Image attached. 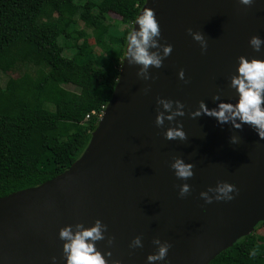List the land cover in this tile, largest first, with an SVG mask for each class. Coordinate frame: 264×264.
<instances>
[{
  "label": "water",
  "instance_id": "water-1",
  "mask_svg": "<svg viewBox=\"0 0 264 264\" xmlns=\"http://www.w3.org/2000/svg\"><path fill=\"white\" fill-rule=\"evenodd\" d=\"M144 7L154 11L158 42L171 44L170 54L160 68H149L148 80L122 57L113 92L79 158L52 179L0 197V264H52L53 256L64 264L58 229L87 227L96 219L107 226L95 246L101 254L111 252L108 264H149L154 238L170 243L169 264H209L264 222V139L248 125L237 130L188 115L201 100L215 107L214 94L235 103L228 85L236 57L264 60V45L257 53L248 44L253 35L264 39V0L249 6L238 0H144L137 15ZM189 28L204 35L203 52ZM180 69L184 80L177 77ZM158 97L181 101L185 114L157 127L156 111H163ZM177 120L186 138L164 139L165 128ZM174 157L193 164L191 178L174 176ZM218 180L235 184L234 198L205 204L199 193ZM181 183L190 185L183 197L177 194ZM134 236L142 246L129 248Z\"/></svg>",
  "mask_w": 264,
  "mask_h": 264
},
{
  "label": "trees",
  "instance_id": "trees-1",
  "mask_svg": "<svg viewBox=\"0 0 264 264\" xmlns=\"http://www.w3.org/2000/svg\"><path fill=\"white\" fill-rule=\"evenodd\" d=\"M143 2L0 0V72L19 71L11 92L0 88V197L52 179L82 154L98 119L90 113L113 92L125 37ZM109 14L119 17L122 31H109ZM89 35H96L98 53L80 43ZM260 228L264 222L209 264H264Z\"/></svg>",
  "mask_w": 264,
  "mask_h": 264
},
{
  "label": "clouds",
  "instance_id": "clouds-1",
  "mask_svg": "<svg viewBox=\"0 0 264 264\" xmlns=\"http://www.w3.org/2000/svg\"><path fill=\"white\" fill-rule=\"evenodd\" d=\"M240 5L249 6L253 0H238ZM132 23L135 25L126 35V47L123 60L129 65H137V76L143 80L150 78L149 68H160L163 59L166 58L171 50V44L159 43L161 36L159 24L155 18L154 11L149 7H144L134 18ZM194 41L199 42L201 51L206 47L204 35L199 31L186 30ZM249 46L253 51L261 52V46L264 45V39L253 35L248 40ZM235 74L229 77V88L235 91V103L221 100L218 94H214L212 99L216 101L215 107L209 108L204 101H198V107L189 112L191 118L201 115L214 118L218 125L229 124L233 129H241L248 125L257 135L258 139H264V60L257 58H246L245 56L236 57ZM177 77L184 80V70L177 72ZM186 82V81H185ZM146 90V89H145ZM157 105L163 111L157 109L154 123L157 127L164 124L167 120L169 125L178 116H183L184 105L179 100L157 98ZM174 105V106H173ZM99 119V118H98ZM97 119V120H98ZM163 137L166 140H184L186 133L183 131L181 123L177 120L176 126L165 128ZM230 143H236L237 137L230 136ZM173 174L180 180H187L193 176V164L185 162L180 157H174L169 165ZM190 191L188 183H181L178 187V196L183 197ZM237 192L234 183L218 180L214 187L209 186L206 191H201L199 196L204 203L215 201H230ZM212 193V195H209ZM204 211V209H201ZM107 226L96 219L90 226L85 227L81 223L74 225H65L58 229V238L62 241L61 252L64 264H108L105 257H110L111 252L105 251L103 254L96 248L95 242L105 239ZM113 238L107 237L106 244L111 245ZM152 243L156 246L155 251L146 256L149 264L152 262H163L169 264L166 259L168 249L171 247L168 241H161L154 238ZM140 236H134L129 248L140 247ZM250 255L257 254L256 249L250 250ZM52 264H55L56 257L50 258ZM111 264H120L117 259L111 260Z\"/></svg>",
  "mask_w": 264,
  "mask_h": 264
},
{
  "label": "rangeland",
  "instance_id": "rangeland-1",
  "mask_svg": "<svg viewBox=\"0 0 264 264\" xmlns=\"http://www.w3.org/2000/svg\"><path fill=\"white\" fill-rule=\"evenodd\" d=\"M79 1H83V0H79ZM109 17H110L109 20L106 21V23L109 26L108 27L109 31L113 32L116 29H118L119 31L120 30L122 31L125 26L120 24L119 17L116 16L115 14H109ZM83 21L84 22L88 21V18L84 16ZM79 27L82 28L83 24L79 23ZM87 32L89 33L90 31L87 30ZM80 43L88 45V46H92L96 53L99 52V48L97 47L98 40H97L96 35H89L88 37L82 39ZM115 48H116V43H111L110 47L105 50L104 53L108 60L113 59L112 50ZM18 77H19V71H16V70H13L8 73L0 72V88L6 90L7 92H11ZM78 86L79 88H82L81 85H78ZM67 89L74 90L72 86H68ZM257 232L258 234H263L264 230L260 228Z\"/></svg>",
  "mask_w": 264,
  "mask_h": 264
},
{
  "label": "built area",
  "instance_id": "built-area-1",
  "mask_svg": "<svg viewBox=\"0 0 264 264\" xmlns=\"http://www.w3.org/2000/svg\"><path fill=\"white\" fill-rule=\"evenodd\" d=\"M103 109H104V107H102V108L98 111V113H96V112H94V111H91L90 115H97V118H100L101 115H102V113H103ZM86 118H89V114L86 115Z\"/></svg>",
  "mask_w": 264,
  "mask_h": 264
}]
</instances>
